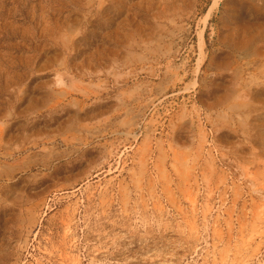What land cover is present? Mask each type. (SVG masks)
Instances as JSON below:
<instances>
[{"label": "rangeland", "instance_id": "rangeland-1", "mask_svg": "<svg viewBox=\"0 0 264 264\" xmlns=\"http://www.w3.org/2000/svg\"><path fill=\"white\" fill-rule=\"evenodd\" d=\"M0 264H264V0H0Z\"/></svg>", "mask_w": 264, "mask_h": 264}]
</instances>
